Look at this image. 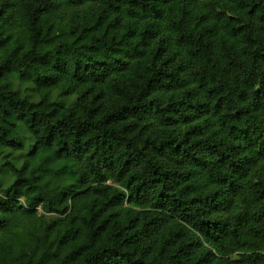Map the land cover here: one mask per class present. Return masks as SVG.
<instances>
[{"label": "trees", "instance_id": "obj_1", "mask_svg": "<svg viewBox=\"0 0 264 264\" xmlns=\"http://www.w3.org/2000/svg\"><path fill=\"white\" fill-rule=\"evenodd\" d=\"M7 250L264 264V0H0Z\"/></svg>", "mask_w": 264, "mask_h": 264}, {"label": "rangeland", "instance_id": "obj_2", "mask_svg": "<svg viewBox=\"0 0 264 264\" xmlns=\"http://www.w3.org/2000/svg\"><path fill=\"white\" fill-rule=\"evenodd\" d=\"M27 257L28 255L21 254L16 250H12L11 252L7 250L0 254V264H18L21 262H25Z\"/></svg>", "mask_w": 264, "mask_h": 264}]
</instances>
